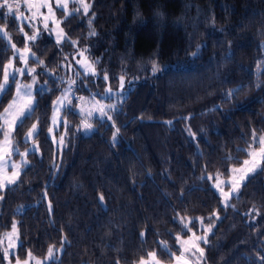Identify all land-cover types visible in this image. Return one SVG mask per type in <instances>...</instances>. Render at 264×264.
Segmentation results:
<instances>
[{"label": "trees", "instance_id": "1", "mask_svg": "<svg viewBox=\"0 0 264 264\" xmlns=\"http://www.w3.org/2000/svg\"><path fill=\"white\" fill-rule=\"evenodd\" d=\"M87 1L86 16L62 21L63 44L44 31L30 43L45 89L17 137L35 123L40 156L29 154L2 194L0 236L16 223L19 259L62 247L50 264H136L149 253L170 261L162 246L175 254L177 236L201 233L202 225L213 227L203 264H264V161L229 207L209 180L227 178L247 158L251 138L264 136V0ZM0 24L21 47L13 18ZM79 51L97 77L78 81L76 91L97 98L123 80V98L91 122L90 134L66 110L55 155L46 139L51 105ZM10 56L0 38V81Z\"/></svg>", "mask_w": 264, "mask_h": 264}, {"label": "rangeland", "instance_id": "2", "mask_svg": "<svg viewBox=\"0 0 264 264\" xmlns=\"http://www.w3.org/2000/svg\"><path fill=\"white\" fill-rule=\"evenodd\" d=\"M84 2L89 5V13L91 4L87 0H84ZM0 3H2V0H0ZM9 3H13L14 5L18 3L20 5L18 10L14 7L13 12L17 17L15 22L17 24L19 34L23 38V45L21 47H17L11 40L5 26L0 24V38L6 42L7 47L11 50L10 59L3 68L0 84H5V69H7L9 73L15 74V82H12L10 77L6 85V90L4 92H0L1 102L4 94L10 87H12L10 99L0 110V184L3 185L0 187V204L3 192L6 189L13 187L18 182L21 172L28 164L27 156L29 154H35L37 157L40 156L38 144L35 142V137L38 132V127L35 123L31 124V126L25 130L20 138L17 137L20 121H24V119L29 116L27 109H24L23 112H21L23 102L19 97H17V85L32 84V108L34 106V96L36 91H42L45 89L44 83L38 81L35 72L31 74H28L27 72L28 68L35 69L30 65V61L35 59L34 54L30 50V43L34 42V40L29 39V37L33 35L38 37L39 34L44 31L50 34L52 40L57 45H61L67 39L61 25L62 21L76 14H81L83 16L88 14H84L83 8L80 7V0H48V3L52 8V12L49 13L47 7H41L39 9V14L35 16H33V12L36 10L34 8H29V0H9ZM64 4L67 5L66 8L58 7V5L62 6ZM60 14L64 16L62 19ZM0 16L7 18L9 16L12 17V14H9L6 8H0ZM45 16L49 17L47 21L44 20ZM45 22L48 25L47 29L44 28ZM5 33H7V35H5ZM25 48L28 49L27 52H25ZM21 55L27 57V63H25V60L20 59ZM86 64L92 66L95 74H93V71L91 70L86 71ZM17 69H25V74L21 75L16 71ZM68 73L69 76L62 81L63 86L61 93L52 102L49 124L46 131V139L51 142L55 155L56 151H59L63 145V140H61L62 137L61 135H58V132L63 125V116L66 110L73 111L78 114L81 118L80 128L82 132L84 134H90L93 127L90 130H86L83 127V122L86 119L89 123L95 119L102 121L104 116L101 115L100 107L102 106L103 111L108 113V111H113L123 98V95L121 94L123 90L121 81L119 82V86L116 91H111V89L106 88L104 94L97 98H95L91 93H81L76 91L78 87L82 89V86L78 81L95 79L97 77L93 64L82 51L73 53L70 56ZM33 77L35 78V83H33ZM66 89L68 90L67 93L65 92ZM65 95L67 96V99L64 98ZM107 99L108 102H106ZM13 101H16L15 105H13ZM9 105H13V107L9 109ZM5 109H9V111L6 113ZM82 109L83 111H81ZM89 111L92 113L91 116L87 115ZM33 125H36V129L32 136H28V133L33 131ZM6 134L7 140L5 139ZM261 136L263 135H254L248 144V148L245 150L247 153V158L245 160L250 161L249 165H245L244 160L239 167L231 168L229 170V176L227 178H221L218 176L209 177V180H211V188L219 197L221 207H229L231 205L230 200L238 196L241 186L250 177L254 176L261 170L264 158L257 157L258 163L253 166L251 164L252 157L249 156V152L259 150V138ZM21 144L26 145L23 150L19 147ZM16 165H18L19 168L14 167ZM248 167H254V170L248 172ZM13 172H18L19 175L14 177L15 182L10 184L8 183V179L13 178ZM241 176H244L243 180H240ZM225 193L227 195H225ZM213 218L217 220L218 216L214 214ZM13 224L16 226V223L13 222L9 230L0 236V260H2V264H16L17 259H19L17 256V248L19 245L18 232L16 228V232L13 233ZM199 230H202V232L197 234L190 232L185 238H180L179 240L176 239L175 247L177 252L175 254H172L171 250L162 246L163 249H165L171 256L170 261L160 260L155 253H149L154 254L155 259L148 254L147 257L142 260L145 264H178L177 258L182 257L186 264H203V256L200 255V252L197 251L196 248L192 247L191 242L195 241V237H201L202 239L195 242L198 243L199 247L202 249V244H206L204 239L207 240V237L213 231V227L199 225L198 231ZM183 241H190V243L183 244ZM49 248L53 250L51 257H49ZM49 248L43 258H35L33 256L30 258L29 253H27L24 259H19L20 264H24L25 260H28L29 264H37V262H39V264H50L56 259L58 260L62 253V247ZM5 252L8 253L7 257L4 255ZM142 260L136 264H141Z\"/></svg>", "mask_w": 264, "mask_h": 264}, {"label": "snow or ice", "instance_id": "3", "mask_svg": "<svg viewBox=\"0 0 264 264\" xmlns=\"http://www.w3.org/2000/svg\"><path fill=\"white\" fill-rule=\"evenodd\" d=\"M14 7L18 10L19 7H20V5L18 3L15 4V5L13 3H9V0H2V3H0V8H6L7 9V12L9 14H12L13 20L15 21V19L17 17H16V15L13 12V8ZM41 7H47L49 13L52 12V8L49 5L48 0H29V8H34L36 10V11L33 12V16L39 14V9ZM58 7L66 8L67 5L66 4H64L62 6L61 5H58ZM80 7L83 8L84 14L86 15L88 13V10H89V5L87 3H85L84 0H80ZM2 18H3V16H0V19H2ZM48 18L49 17L45 16L44 17V20L47 21ZM44 28L45 29L48 28V25H47L46 22L44 24ZM5 35H7V33H5ZM91 35H95V32L93 31L91 33ZM36 38L37 37L35 35L29 37V39H31V40H35ZM57 42H59V41H57ZM13 47H14V45H13ZM27 51H28V49L25 48V52H27ZM193 55H195V53H193ZM20 59L25 60V63H27V57L21 55L20 56ZM257 67L259 68L260 65H258ZM85 68H86V71L91 70V71H93V74H95V72L92 69V66L91 65L86 64L85 65ZM152 69H153L154 72L155 71H158V66L154 62L152 64ZM16 71L19 72L21 75H24L25 74V69H17ZM27 72H28V74H31V73L35 72V69L28 68L27 69ZM10 77L12 79V82H15V74L9 73L7 71V69H5V71H4V81H5V84H0V92H4L6 90V85H7L8 81H9V78ZM107 78H108L107 76L104 77V79H107ZM33 83H35V78L34 77H33ZM121 86H123V80H121ZM31 89H32V84H28V85H17V97H19L20 100L23 102L22 103V107H21V112H23L24 109H27V112H28L29 116L34 113V109L32 108V99H33V97H32ZM65 92L67 93L68 90L66 89ZM22 93H23V95H22ZM64 98L67 99V96L65 95ZM81 99H83V98H81ZM15 104H16V101H13V105H15ZM13 105H9V109H11L13 107ZM9 109H5V112L7 113L9 111ZM81 111H83V109ZM100 112H101V115L102 116H106L107 115V113H105L103 111V107L102 106L100 107ZM87 115L88 116H91L92 115L91 111H89L87 113ZM108 119H111V117L108 116ZM23 123H24V121L21 120L20 121V126L21 127L23 126ZM83 127L86 130H90L92 128V124L89 123V122H87V119H86L83 122ZM35 129H36V125H33V131H30L28 133V136H32L33 135V132L35 131ZM118 131H119V129H117V132ZM5 139L7 140V134L5 136ZM115 139H116V136L114 135L113 136V140H115ZM61 140H63V138H61ZM249 156L252 157L251 164L253 166L258 163L257 157L264 158V136H261L259 138V150L258 151H251V152H249ZM244 164L245 165H249L250 164V161L249 160H245L244 161ZM14 167L19 168L18 165L14 166ZM253 170H254V167H248L247 168V171L248 172H251ZM18 175H19L18 172H13V178H9L8 179V183H10V184L11 183H14L15 182L14 181V177H16ZM243 179H244V176H241L240 177V180H243ZM2 186L3 185L0 184V187H2ZM225 195H227V194L225 193ZM101 199H103V197H101ZM185 227H187V226H185ZM12 231H13V233L16 232V226H15V224H13V226H12ZM176 239L179 240L180 237L177 236ZM200 239H202V238L201 237H195V241H199ZM195 241H192L191 242L192 247L196 248V250L200 252V255L203 256V249H201L199 247V244L196 243ZM204 242L207 243V240L204 239ZM182 243L183 244H188V243H190V241H183ZM52 252H53V250L51 248H49V257L52 256ZM4 255H5V257H7L8 256V253L5 252ZM149 255L152 256L153 259H155L154 254H149ZM29 257L31 258V253H29ZM177 259H178V264H186V262L183 261V258L182 257H178ZM0 264H2V260H0ZM16 264H20L19 259H17ZM24 264H29V261L28 260H25L24 261ZM37 264H39V262H37ZM141 264H145V262L142 260L141 261Z\"/></svg>", "mask_w": 264, "mask_h": 264}, {"label": "clouds", "instance_id": "4", "mask_svg": "<svg viewBox=\"0 0 264 264\" xmlns=\"http://www.w3.org/2000/svg\"><path fill=\"white\" fill-rule=\"evenodd\" d=\"M153 16L161 21L166 19V13L163 11V9H154Z\"/></svg>", "mask_w": 264, "mask_h": 264}]
</instances>
